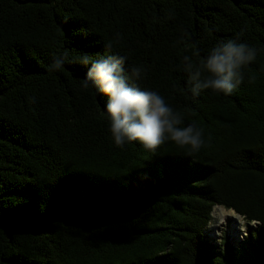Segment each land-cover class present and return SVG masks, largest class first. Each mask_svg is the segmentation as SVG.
<instances>
[{
	"label": "trees",
	"instance_id": "16d2710c",
	"mask_svg": "<svg viewBox=\"0 0 264 264\" xmlns=\"http://www.w3.org/2000/svg\"><path fill=\"white\" fill-rule=\"evenodd\" d=\"M241 32L244 81L193 97L183 56ZM65 49L142 66L203 147L117 148L89 66L47 70ZM215 206L253 223L238 243ZM0 264H264V0H0Z\"/></svg>",
	"mask_w": 264,
	"mask_h": 264
},
{
	"label": "clouds",
	"instance_id": "9594fccd",
	"mask_svg": "<svg viewBox=\"0 0 264 264\" xmlns=\"http://www.w3.org/2000/svg\"><path fill=\"white\" fill-rule=\"evenodd\" d=\"M235 38L221 40L212 46L208 55L194 61L191 56L182 58L188 73L189 91L193 97L210 90L215 94L231 95L244 81V68L256 60L258 49ZM119 38V34H117ZM111 51L112 44L105 45ZM69 49L53 57L49 72L59 71L66 62L88 65L81 87L94 88L105 95L108 130L117 148L138 142L147 151L155 153L166 142H172L189 155H194L204 145V132L194 123L184 126L183 115L175 111L157 91L141 89L135 81L142 78L144 68L131 66L125 71L127 57L114 54L93 59L88 53L79 54L75 61Z\"/></svg>",
	"mask_w": 264,
	"mask_h": 264
},
{
	"label": "rangeland",
	"instance_id": "374dc122",
	"mask_svg": "<svg viewBox=\"0 0 264 264\" xmlns=\"http://www.w3.org/2000/svg\"><path fill=\"white\" fill-rule=\"evenodd\" d=\"M216 210L215 216H212L207 233L214 240V242H220L222 238H229L233 244L242 240L246 233L249 231L253 223L249 224L235 213L233 210H226L221 206ZM223 240V239H222Z\"/></svg>",
	"mask_w": 264,
	"mask_h": 264
},
{
	"label": "bare ground",
	"instance_id": "6f19581e",
	"mask_svg": "<svg viewBox=\"0 0 264 264\" xmlns=\"http://www.w3.org/2000/svg\"><path fill=\"white\" fill-rule=\"evenodd\" d=\"M218 209V207H214L213 210H212V216L214 217L215 216V213H216V210Z\"/></svg>",
	"mask_w": 264,
	"mask_h": 264
}]
</instances>
